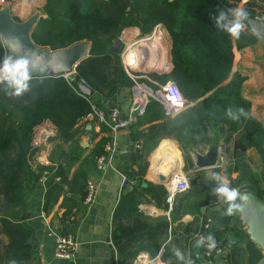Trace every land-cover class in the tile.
Returning <instances> with one entry per match:
<instances>
[{
  "label": "crops",
  "instance_id": "1",
  "mask_svg": "<svg viewBox=\"0 0 264 264\" xmlns=\"http://www.w3.org/2000/svg\"><path fill=\"white\" fill-rule=\"evenodd\" d=\"M45 1L25 0L19 9L17 0H12L8 3L9 13L20 23L35 14L40 17L42 13L38 9L25 18L20 14L16 16L11 5L14 4L23 14L24 7H43ZM248 1L240 0L239 7ZM96 3L102 11H106L107 5L106 8L101 6L99 0ZM3 4H0V8ZM245 25L250 31L247 21ZM153 32L160 39V45L166 41L170 44L165 29L159 27ZM138 36H141L139 29L130 27L124 29L119 38L131 44ZM74 72L65 77L70 80ZM231 74L241 77L240 96L248 102L249 114L264 127V45L261 40L255 37L252 43L234 49ZM130 85L125 87L118 84L110 98L102 97V107L116 106L122 114L126 113L130 103ZM88 97L99 99L94 90ZM43 122L37 125L43 134L42 140L36 135L32 145L36 149L33 169L36 171V166H43L48 174L23 182V203L17 207L22 220L32 230V253L25 264H132L140 257L147 264H178L173 255L176 248L186 258L196 259L198 264H208L202 258L201 249L194 247L199 235H213L223 249L221 256L210 264H260L264 259L263 247L251 238L248 224L243 221L250 198L264 205V185L258 176L261 161L254 148L240 141L238 132L232 133L224 150L221 144L216 143L218 155L226 153L220 166L206 169L195 166L191 153L204 154L208 147L192 150L190 157L180 151L182 166L179 161L171 162L169 157L163 158L159 166H155L156 154L161 147L170 145L165 144L167 140L174 141L168 131L172 119L165 118L159 105L153 106L118 132L116 152L112 158L114 169L98 170L94 157L109 140L107 128L95 119L79 118L74 126L72 141L64 142L55 138L53 125ZM46 140H50V143L43 147ZM173 170L179 174L187 173L190 187L187 192L173 197L169 210L167 184L157 182L154 174L160 171L168 176ZM79 173L84 175L83 180L74 178ZM212 173L221 174L231 187H254L241 190L248 195L244 203L246 208L243 205L242 211L231 217L221 214V209L226 206L220 204L203 183L206 175ZM87 180H91L96 187L90 204L84 203L82 195ZM53 185L58 188L57 200L45 211V192ZM50 230L74 236L78 248L71 260L53 255V242L48 235ZM109 234L117 249L116 263L108 244ZM0 240L4 244L7 242L3 234H0Z\"/></svg>",
  "mask_w": 264,
  "mask_h": 264
},
{
  "label": "trees",
  "instance_id": "2",
  "mask_svg": "<svg viewBox=\"0 0 264 264\" xmlns=\"http://www.w3.org/2000/svg\"><path fill=\"white\" fill-rule=\"evenodd\" d=\"M107 3L106 11H102L96 0H46L42 16L30 33L34 44L55 51L87 40L89 56L74 68L70 80L36 75L30 90L20 97L6 94L0 86V234L7 239L5 244L0 240V264H10L12 260L25 264L32 253L33 245L27 242L32 238V230L17 207L23 203V182L38 179L46 167L33 169L36 149L31 135L39 131V123L46 121L55 128V138L72 141L77 120L90 110L89 102L78 94L81 82L99 95V99L89 97V100L101 109H104L102 97L110 98L118 84L125 87L131 84L122 72L118 54L112 56L109 50L126 28L137 27L140 37L150 35L158 25L168 32L177 87L190 101L202 98L199 102L204 106L188 107L180 115L183 121L177 129L188 142L208 141L210 118L228 125V136L238 132L240 141L258 152L264 182V127L249 114L248 102L240 96L241 77L231 74L234 49L252 43L255 37L245 28L239 40H232L216 29L212 18L222 9L238 7L240 0H107ZM241 7L249 13L248 18L264 16V0H250ZM153 106L158 104L152 102L146 111ZM229 106L244 108L247 116L238 122L227 119L225 109ZM169 129L172 131V126ZM74 178L85 177L79 173ZM57 189L53 185L45 192V211L57 200Z\"/></svg>",
  "mask_w": 264,
  "mask_h": 264
},
{
  "label": "built area",
  "instance_id": "3",
  "mask_svg": "<svg viewBox=\"0 0 264 264\" xmlns=\"http://www.w3.org/2000/svg\"><path fill=\"white\" fill-rule=\"evenodd\" d=\"M259 21H264V16L255 17ZM156 26L154 30L159 28ZM153 30V31H154ZM151 32L150 35L141 37H154L155 32ZM138 39V40H139ZM123 45L130 46L131 44L126 42V39H121ZM1 47L3 51V56L8 54L7 48L2 43L0 39ZM157 45V44H156ZM124 54V53H123ZM136 66V65H135ZM166 67V58L163 61L161 68ZM128 69L131 73L128 72ZM125 70L130 76V103L126 113L122 114L118 107L110 106L106 110L95 106L89 97L82 92L78 93L81 97L89 102L90 110L83 115L80 119H95L100 125L105 126L110 133L109 140L103 145L102 150L94 157L95 167L98 170H104L106 168L114 169L112 164V158L116 152L117 145V134L118 132L130 126L136 119L145 114L146 109L152 102L158 104L163 111L165 118L170 119L176 115H179L185 111L189 106H191L192 101L186 99L179 91L176 82L172 79H166L164 81H159L155 77L148 76L145 73L140 72V70L133 69L132 66H125ZM35 76L33 75L32 78ZM64 78H66L64 76ZM66 80H69L66 78ZM85 84V83H84ZM86 85V84H85ZM75 90V89H74ZM76 91V90H75ZM220 153V152H219ZM219 156V157H218ZM215 165L220 166L222 161H224L223 154L218 155ZM48 170L44 169L41 173V177L46 176ZM124 178V177H123ZM167 186V197L166 201L169 204V210H171V202L176 194L185 193L189 189V179L187 173L176 174ZM96 187L91 180L86 181L84 203L90 204L95 196ZM48 235L52 239V250L53 255L58 258H63L71 260L78 248V243L71 233L59 234L53 230H50ZM200 236V235H199ZM199 236H196L198 239ZM205 236V235H204ZM108 244L111 248V252L115 263L117 262V249L113 244L112 235H108ZM222 247L217 243V247L211 252L208 251L206 247L201 248L202 258L208 263H212L213 260L222 254ZM132 264H147L141 257L136 258ZM194 264H198L194 262Z\"/></svg>",
  "mask_w": 264,
  "mask_h": 264
},
{
  "label": "water",
  "instance_id": "4",
  "mask_svg": "<svg viewBox=\"0 0 264 264\" xmlns=\"http://www.w3.org/2000/svg\"><path fill=\"white\" fill-rule=\"evenodd\" d=\"M3 1V7L0 8V38L2 43L7 48L8 54H11L13 49L7 46L6 40L15 38L22 45L21 48L15 50L16 55L31 53L33 54V58H38L40 68L43 70L34 72V76L57 77L69 75L74 72V68L81 60L89 56L90 42L87 40L55 51H50L48 48L38 47L34 44L30 37L32 27L38 17L37 14L31 16L24 22H16L12 18L8 9V3L12 0ZM247 25L249 30L255 35V37L261 40L264 45V21H259L255 17H252L248 18ZM122 46L123 42L121 38L114 40L109 47L112 56L114 54H119ZM79 89L87 96H91L93 94V90L84 83L79 84ZM218 151V145L212 144L208 147L204 154H199L194 151L191 153V156L198 169H206L215 165ZM176 174H178L177 170H173V172H171L168 176L162 174L161 172H156L154 174V178L159 183L168 184ZM203 183L208 189H210L213 195L216 196L213 191L215 182L210 180V174L206 175ZM247 189H254V187L246 185L243 186L240 191ZM248 202L250 205L248 206V210L244 213L243 221L248 224V232L251 238L254 239L257 244L262 246L264 250V205L254 201L252 198H250ZM244 207L246 208V204ZM30 241V239L27 240L28 243ZM260 264H264V259Z\"/></svg>",
  "mask_w": 264,
  "mask_h": 264
},
{
  "label": "clouds",
  "instance_id": "5",
  "mask_svg": "<svg viewBox=\"0 0 264 264\" xmlns=\"http://www.w3.org/2000/svg\"><path fill=\"white\" fill-rule=\"evenodd\" d=\"M248 16L246 9L238 6L222 9L212 18L218 31L226 33L232 40H239ZM6 44L13 49V52L5 54L0 59V86H3L6 94L20 97L30 90L33 73L43 69L40 68L38 58H33V54H15V50L22 47L18 40L7 39ZM225 116L229 120L238 122L241 117H246L247 113L242 107L229 106L225 109ZM210 180L215 182L213 191L217 200L226 206L221 209L222 215L231 217L242 211L244 203L248 200L246 193L241 192L238 187H231L230 182L219 173H212ZM194 247L197 250L206 247L211 252L217 247V242L213 235H200L195 240ZM173 255L178 264H194L193 260L190 257L186 258L178 248L173 249ZM10 264H16V261L12 260Z\"/></svg>",
  "mask_w": 264,
  "mask_h": 264
},
{
  "label": "rangeland",
  "instance_id": "6",
  "mask_svg": "<svg viewBox=\"0 0 264 264\" xmlns=\"http://www.w3.org/2000/svg\"><path fill=\"white\" fill-rule=\"evenodd\" d=\"M22 1H23V3L25 2V0H17V4H19V6H18L19 9H20V4L22 3ZM38 1H40V0H38ZM126 1H129V0H126ZM3 2H4L3 0H0V4H3ZM106 2H105V0H99V4L101 6L104 5L105 8H106V5H108V3L106 4ZM18 8L14 4L11 5V9H12V12L14 13V15L18 16L20 14L22 18H25L26 16H28L29 13H33L36 9H38L39 11L42 12L43 7H41V6L39 8H35L33 6H30L29 8L24 7L25 12L23 14L20 13V10H18ZM142 37H144V36H142ZM138 38H141V37L140 36L136 37V39H138ZM147 38H149V37H147ZM151 38H152V35H151ZM157 38L158 37H155V35H154L153 39L156 41L157 46L162 49V56L161 57L159 55H157V53H156V50H155L156 45L150 47L149 45H143V44L140 45L139 44L140 42H143L144 40H146V38H142V40H140V39L136 40L135 39V41L132 42L130 46H127L128 48L126 49L125 53H124V50L126 48V45L122 46L121 52L118 54V56H119L118 60H119V64L121 65L122 72L126 75V77L129 80H130V76L127 73V71L125 70V66H126L125 63L131 62V63H135L134 65H131L133 67V69L140 70V72L145 73L148 76L155 77V79H157L161 82L164 81L165 79H172L174 82L177 83V79L172 74L173 73V65H174L173 60L174 59H173V54H172V49L170 47V44L166 41V43L164 42V43H162L163 45H160V39H157ZM128 52H130L131 54L127 57ZM165 58H166V67L161 69V66L163 65V61ZM160 69L164 70V71H161ZM111 72H113V69H111ZM128 72L131 73V71L129 69H128ZM207 95L208 94H206L204 97H206ZM201 99L202 98L195 100V101H192V104L189 107L193 106V108H195V107L196 108H203L204 107L203 104H201V102H199V101H201ZM182 113L170 118V119H172V125H171L172 131H171V129L169 130V126H168V131H170L169 135L171 137H173L172 139L174 142L167 140L166 141L167 143H165V144H170L171 147L178 152L180 157H181L182 151L184 152V155L186 157H190L189 153L192 150L209 147L210 145L216 144V143L221 144V146L223 147V150H224V148L227 147V144H228V142L232 136V134H230V136H228L229 135L228 125L221 124L220 122L215 121L217 123L216 124L211 118H210V122L208 123V128H207L208 136H209L208 142H198L195 144L188 142L187 137L182 134L180 129H177V127L180 126L181 121H183V118L180 117V115ZM174 126L176 127V130L173 129ZM221 126L223 128L222 130H220ZM36 135H37L38 139L42 140L43 134H41L40 131L37 130V131L33 132V134L31 135L32 141H35ZM238 138H239V135H238ZM49 143H50V140H46L44 142L43 147H45V145L49 144ZM181 147H183V149H181ZM223 157L225 159L226 153L225 154L223 153ZM154 162H155V158H154ZM154 164L156 165V163H154ZM260 170H261V168H260ZM258 176H259L260 182L264 185V182L260 176V172L258 173Z\"/></svg>",
  "mask_w": 264,
  "mask_h": 264
},
{
  "label": "bare ground",
  "instance_id": "7",
  "mask_svg": "<svg viewBox=\"0 0 264 264\" xmlns=\"http://www.w3.org/2000/svg\"><path fill=\"white\" fill-rule=\"evenodd\" d=\"M140 40H142V39H140ZM140 45L141 44H143V45H149L150 47L151 46H155L156 45V41L153 39V38H151V37H149V38H146V40H144L143 42H140L139 43ZM156 53H157V55H159L160 57L162 56V49L160 48V47H158L157 45H156ZM125 53V52H124ZM128 54V53H127ZM128 57V56H127ZM137 60V59H136ZM135 60V61H136ZM134 62V61H133ZM131 63V62H130ZM125 63L127 66H131V65H134L135 63ZM165 157H169L171 160V162H173V163H176L177 161H179V163L182 165V159H181V157H180V155L178 154V152L175 150V149H173L172 147H171V145H164L163 147H161V149H160V151L158 152V154H157V156H156V165L155 166H159V164H160V162L162 161V160H164L163 158H165ZM166 160V159H165ZM164 162V161H163ZM166 163V162H165ZM166 164H170V163H166ZM178 165V164H177ZM180 165V166H181ZM162 166V165H161ZM168 166V165H167ZM172 167V166H171ZM163 168H165V166L163 167ZM168 168H169V166H168ZM172 169V168H171ZM175 169H178V167L176 168L175 167ZM160 170V169H159ZM170 170V169H169ZM160 172V171H159Z\"/></svg>",
  "mask_w": 264,
  "mask_h": 264
}]
</instances>
